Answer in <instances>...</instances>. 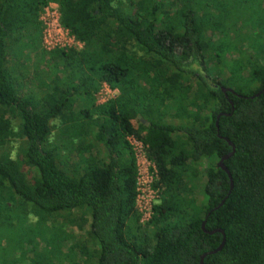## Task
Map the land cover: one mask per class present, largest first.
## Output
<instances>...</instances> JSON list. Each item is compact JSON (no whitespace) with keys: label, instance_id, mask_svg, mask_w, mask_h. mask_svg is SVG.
Returning <instances> with one entry per match:
<instances>
[{"label":"trees","instance_id":"trees-1","mask_svg":"<svg viewBox=\"0 0 264 264\" xmlns=\"http://www.w3.org/2000/svg\"><path fill=\"white\" fill-rule=\"evenodd\" d=\"M50 2L80 50H42ZM263 47L264 0H0V208L89 227H52L67 251L42 263L200 264L224 237L203 264H264ZM25 49L31 75L10 66ZM102 84L118 94L96 104ZM131 136L157 168L145 225Z\"/></svg>","mask_w":264,"mask_h":264},{"label":"rangeland","instance_id":"rangeland-1","mask_svg":"<svg viewBox=\"0 0 264 264\" xmlns=\"http://www.w3.org/2000/svg\"><path fill=\"white\" fill-rule=\"evenodd\" d=\"M259 51L260 50H258V53ZM40 52V50H36L31 55L27 49L22 50V52L20 50L15 56H11L10 66H13L15 69L18 67V70H21L22 68L20 67L25 65L27 73L31 75L34 71V64L39 61L37 55ZM260 55V58L264 61V47L261 48ZM97 94L98 92L94 96L96 104H98ZM133 123L135 127L138 126L136 120H133ZM11 146L12 149L10 148L11 151L9 152V146L5 148V153L3 155L4 159H6V156L8 158L9 155L12 159L16 158L18 142H13ZM25 215L26 213L23 211L15 210L13 212L11 209L7 210L2 207L0 208V264H43L41 259L45 256H41V254H44L45 251L47 253L49 250H54L56 252V249L59 250V253L56 254L57 258L61 257L64 254L62 253L63 249L67 251V242L60 244L54 237L57 236V234L55 232L54 234L52 233V227L57 228L62 225L63 231L68 234V236H71V244H75L76 242L86 244V240L89 239V227L87 225H84L83 229L79 230L75 225L69 222H75V215L67 216L65 214L63 221L64 225L59 218H55L52 222L44 224L35 222V218L32 216L28 218V216ZM57 231L59 233V230ZM44 234L47 235L48 240L43 244L40 239L44 240L45 237L42 238L41 236H44ZM94 243L97 248V242L94 241ZM86 247L89 248L90 246ZM80 256L78 257L80 258ZM91 256L93 257L94 255L91 254L90 257Z\"/></svg>","mask_w":264,"mask_h":264},{"label":"built area","instance_id":"built-area-1","mask_svg":"<svg viewBox=\"0 0 264 264\" xmlns=\"http://www.w3.org/2000/svg\"><path fill=\"white\" fill-rule=\"evenodd\" d=\"M41 23V48L46 52L55 50H80L83 43L61 23L59 5L48 3L39 14ZM117 90L102 84L98 90V104L105 103L117 96ZM136 166L135 208L141 225L148 223L153 216L154 206L160 200V192L154 187L157 178L156 165L147 157L146 146L134 136L128 138Z\"/></svg>","mask_w":264,"mask_h":264},{"label":"water","instance_id":"water-1","mask_svg":"<svg viewBox=\"0 0 264 264\" xmlns=\"http://www.w3.org/2000/svg\"><path fill=\"white\" fill-rule=\"evenodd\" d=\"M222 91H223L224 93H225V92H231V93H233L232 90H230V89H225V88H222ZM138 118L140 119V117H138ZM145 124L147 125L148 123H145ZM227 142H228L229 146L231 147V152H230L228 155L224 156L222 159H220V161H219L218 164H217V167L220 168L221 170H223V171L228 175L229 180H230V191H231L232 186H233V184H232V179H231V175H230L228 169L224 166L223 162H224L225 160H227L229 157H231V156L234 154V146H233L232 143H230L229 141H227ZM223 202H224V201H222V202H221V203H220L215 209H218L220 206H222ZM204 225H205V222H203V223H202V226H201L202 231H203L204 233H206V234H213V233H215V232H220V233L223 235V231H222V230H214V231H212V232H208V231H206L205 228H204ZM224 243H225V239H224V237H223V240H222L221 244L218 246V248H216V249L213 250V251L207 252L206 254H204V255L201 256V258H200V264H203V259H204V257H205L206 255H212V254H215V253L219 252V251L223 248Z\"/></svg>","mask_w":264,"mask_h":264},{"label":"crops","instance_id":"crops-1","mask_svg":"<svg viewBox=\"0 0 264 264\" xmlns=\"http://www.w3.org/2000/svg\"><path fill=\"white\" fill-rule=\"evenodd\" d=\"M132 124H133V126H134V123H133V121H132ZM135 127V126H134ZM136 128V127H135Z\"/></svg>","mask_w":264,"mask_h":264}]
</instances>
